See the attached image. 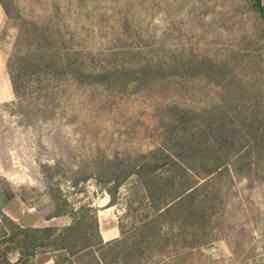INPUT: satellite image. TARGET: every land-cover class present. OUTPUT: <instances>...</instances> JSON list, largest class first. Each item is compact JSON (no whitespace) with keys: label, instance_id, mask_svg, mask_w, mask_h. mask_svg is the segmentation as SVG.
I'll use <instances>...</instances> for the list:
<instances>
[{"label":"rangeland","instance_id":"374dc122","mask_svg":"<svg viewBox=\"0 0 264 264\" xmlns=\"http://www.w3.org/2000/svg\"><path fill=\"white\" fill-rule=\"evenodd\" d=\"M12 1L23 18L56 25L69 48L88 55L98 70L187 57L226 61L251 93L264 94V39L253 0ZM260 8L264 13V0ZM16 35L0 8V213L23 229L60 230L81 208H91L102 241L129 246L152 212L135 176L120 185L109 206L110 186L95 179L96 165L161 148L167 108L199 112L218 102V89L178 76L161 87L129 85L122 91L60 78L18 101L6 71ZM42 165L50 167L44 174ZM3 186L13 193L9 201ZM218 195L199 245L182 247L173 237L162 252L156 244L132 264H264V183L223 179ZM56 208L63 214L51 218ZM46 252L17 262L18 252L10 250L6 258L14 264H73L64 254Z\"/></svg>","mask_w":264,"mask_h":264},{"label":"trees","instance_id":"16d2710c","mask_svg":"<svg viewBox=\"0 0 264 264\" xmlns=\"http://www.w3.org/2000/svg\"><path fill=\"white\" fill-rule=\"evenodd\" d=\"M260 1L253 0L252 6L258 13L259 33L264 39ZM0 8L17 29L6 71L18 101L35 88L43 89V82L60 78L70 79L78 86L122 91L129 85L136 89L161 87L177 76L206 80L218 89L219 99L199 112L168 107L170 118L165 123L161 148L96 165L95 179L110 186L106 190L109 206L114 205L120 185L135 176L152 212L136 229L137 239L129 238V246L126 242L104 243L91 208H81L73 214L71 224L60 230L23 229L0 213V264H14L6 258L10 250L18 252L17 262L51 251L70 257L73 264H132L146 248L161 244L162 252L173 237L182 247H193L201 243L199 237L217 211L219 183L223 179L264 183V94L259 89L251 93L233 65L187 57L178 63L146 61L98 70L89 64L88 55L69 48L56 25L23 18L12 0H0ZM257 57L260 55L253 58ZM49 168L42 165V173ZM2 192L7 201L13 198L4 186ZM49 193L55 201L56 196L51 190ZM62 214L56 208L51 218ZM161 239L163 243L159 242ZM118 245L123 246L120 254Z\"/></svg>","mask_w":264,"mask_h":264}]
</instances>
